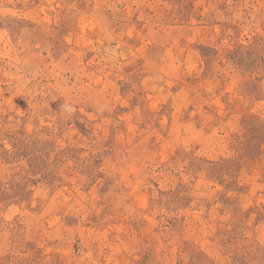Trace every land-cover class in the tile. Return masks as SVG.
<instances>
[{"label":"rangeland","instance_id":"obj_1","mask_svg":"<svg viewBox=\"0 0 264 264\" xmlns=\"http://www.w3.org/2000/svg\"><path fill=\"white\" fill-rule=\"evenodd\" d=\"M0 264H264V0H0Z\"/></svg>","mask_w":264,"mask_h":264}]
</instances>
